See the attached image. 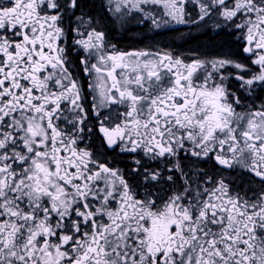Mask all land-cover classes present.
<instances>
[{"label":"snow or ice","instance_id":"snow-or-ice-1","mask_svg":"<svg viewBox=\"0 0 264 264\" xmlns=\"http://www.w3.org/2000/svg\"><path fill=\"white\" fill-rule=\"evenodd\" d=\"M0 264H264V0H0Z\"/></svg>","mask_w":264,"mask_h":264},{"label":"flooded vegetation","instance_id":"flooded-vegetation-1","mask_svg":"<svg viewBox=\"0 0 264 264\" xmlns=\"http://www.w3.org/2000/svg\"><path fill=\"white\" fill-rule=\"evenodd\" d=\"M131 46L127 40L121 42V47H128Z\"/></svg>","mask_w":264,"mask_h":264}]
</instances>
